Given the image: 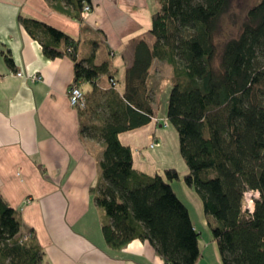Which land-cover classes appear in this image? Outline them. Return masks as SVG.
Returning <instances> with one entry per match:
<instances>
[{
    "label": "trees",
    "instance_id": "16d2710c",
    "mask_svg": "<svg viewBox=\"0 0 264 264\" xmlns=\"http://www.w3.org/2000/svg\"><path fill=\"white\" fill-rule=\"evenodd\" d=\"M47 1L78 21L83 6H91L90 0ZM230 2L159 0V10L151 17L152 43H133L121 92L106 63L77 60L73 38L19 17L45 57H70L73 84L81 90L85 84L93 88L90 95L83 92L86 109L79 115L91 124L83 125L81 133L103 147L100 178L92 193L105 216L104 240L114 251L139 240L149 243L164 264H196L200 257V234L172 193L171 184L181 180L176 169L164 175L137 171L132 148L119 139L157 122V91L149 75L153 63L160 61L172 70L166 121L177 131L188 169L182 182L201 200L222 264H264V0L250 8L238 37L228 40L219 54L216 36ZM61 44L64 49L59 51ZM3 57L13 68L9 53ZM102 77L110 79L108 92L97 86ZM250 190L259 193L252 214L243 211L244 193ZM0 264H45L34 231H22L18 214L1 195Z\"/></svg>",
    "mask_w": 264,
    "mask_h": 264
},
{
    "label": "crops",
    "instance_id": "0c3cea01",
    "mask_svg": "<svg viewBox=\"0 0 264 264\" xmlns=\"http://www.w3.org/2000/svg\"><path fill=\"white\" fill-rule=\"evenodd\" d=\"M90 4L92 13L78 21L55 10L47 0H0V195L18 214L22 231H34L45 264H164L147 242L135 240L120 251L106 244L105 216L92 193L100 178L103 147L83 138L82 126L91 121L81 119L70 106L68 90L74 83L75 64L66 55L45 57L39 40L19 22V17L34 20L73 38L78 42L77 60L86 64L92 58L97 66L106 63L121 92L133 59V43L140 39L152 43L151 17L159 10V0H90ZM67 10L73 12L71 7ZM63 49L61 44L58 50ZM6 53L13 68L4 62ZM161 64L167 65L153 63L149 81H154L152 74ZM15 73L41 80L19 78ZM97 84L102 92L111 89L108 77ZM81 87L88 95L93 91L90 84ZM162 130L153 120L120 134L119 139L132 148L133 161L134 152L145 159L147 149L158 148L151 145L159 143ZM134 168L147 174L135 162ZM154 168L153 174H159ZM177 185L171 184L172 193L188 208L200 234L196 264H222L201 200L184 182L185 198L179 200Z\"/></svg>",
    "mask_w": 264,
    "mask_h": 264
},
{
    "label": "rangeland",
    "instance_id": "374dc122",
    "mask_svg": "<svg viewBox=\"0 0 264 264\" xmlns=\"http://www.w3.org/2000/svg\"><path fill=\"white\" fill-rule=\"evenodd\" d=\"M257 2L258 0H231L229 11L220 19V30L216 36L219 54L222 46L228 40L238 37L242 30V25L247 19V12L251 7L255 6ZM155 68L157 73L153 72L152 74V79L154 80L152 81V85L154 83V88L157 91L155 104V109L157 110L156 123L159 122L164 130L161 131L159 143L155 145V147L158 148H156V150L147 149V151H145V159L139 158V155L134 152V162L137 169H143L147 174H153L155 171L151 169L155 167L159 174L164 175L165 169L174 167L181 177V180L178 181V185L175 187V189L178 190L177 194L179 193L178 196L180 200L182 197L185 198L181 190V185L182 177L188 173V169L180 155L176 129L169 124L167 127H163L166 121L169 92L172 84V72L170 67L165 64L157 65ZM180 202L183 204L182 201ZM189 206L193 214H195V208L191 203H189ZM184 207L188 209L186 206Z\"/></svg>",
    "mask_w": 264,
    "mask_h": 264
},
{
    "label": "built area",
    "instance_id": "2783aa9c",
    "mask_svg": "<svg viewBox=\"0 0 264 264\" xmlns=\"http://www.w3.org/2000/svg\"><path fill=\"white\" fill-rule=\"evenodd\" d=\"M92 13V7L90 5H84L82 10H81V18L85 19L87 18L90 14ZM67 52H72V50H69ZM16 77L19 78H28L31 81H38L41 80L40 77L36 76V75H29V76H25L22 73H15ZM68 99H69V103L70 106L77 110V111H83L86 109V99L84 96L83 91L77 87L75 84H72L69 87L68 90ZM168 123L165 121V124L163 125V127H167ZM156 143L151 145V148L155 147ZM259 197V193L258 192H254V191H247L244 193V206H243V211L248 213V214H252L253 213V208H254V201L256 199H258Z\"/></svg>",
    "mask_w": 264,
    "mask_h": 264
}]
</instances>
